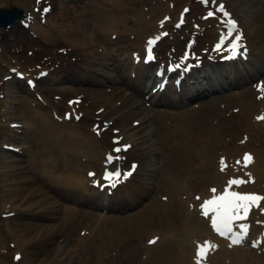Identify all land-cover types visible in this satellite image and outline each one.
Returning a JSON list of instances; mask_svg holds the SVG:
<instances>
[{
  "label": "rangeland",
  "instance_id": "1",
  "mask_svg": "<svg viewBox=\"0 0 264 264\" xmlns=\"http://www.w3.org/2000/svg\"><path fill=\"white\" fill-rule=\"evenodd\" d=\"M144 1L146 0H115L116 5H120V7L114 11L108 9L113 0H0L2 7L15 5L25 11L24 17L14 22L8 29L0 27V46L4 54L3 57H0V109L7 108L6 111L9 110L7 113L3 111L0 118L8 115L5 122L9 123V120L21 119L19 115L24 113L23 120L28 121L25 127L30 126L25 130L26 133L23 132L25 129L23 125L17 127L18 132L15 134L7 130V128L9 129L8 124L0 129L1 142L23 145L21 150L14 152L2 148L0 143V149L3 150L0 151V189L4 188L5 183H19L24 186L23 190H25H21V194L36 192L44 196L47 195L49 201L57 208L55 213L37 210V212L22 213L17 216L21 222H25L19 224L18 227L21 235L25 236V247L35 246L39 240H50L46 247L40 249L33 247L27 253L30 257L31 251L36 250L34 258L40 264H179L178 245L183 244L189 247L186 232L180 228L177 230L165 228L167 218L159 216L153 210L155 200L167 203L168 199L174 197L175 192L173 186L169 184L173 183L169 172L170 165L167 166L170 159H164L162 154L164 139L168 138L174 141V137L170 131H163L164 127L172 128L183 119L189 120L184 122L183 128H194L196 120L208 121V125L220 124L222 119L227 117V120H232L233 127L236 129L228 130L229 127H223L224 131H228L224 137L231 139L228 143L230 146L237 144L239 149L234 150L231 154L230 151H228L229 154L218 151L217 155L215 154L216 158L214 155L213 162L220 164L225 161L222 164H226L228 159V162L235 161L237 163L243 160L242 162L247 164L251 159L247 161L243 151L254 152L255 148H258L260 153L264 151V144L259 142L258 138L253 137L250 146L245 141L250 132L256 133L258 130L264 129L262 126L264 124V109L257 106L253 110L252 116H248L249 122L259 125L248 128L241 125L242 121L237 116L238 114L244 117L243 109L238 112L239 104H250L247 101L244 102L246 96L249 95V99L256 101L264 99V87H255L251 83L259 75L264 78V56L260 59L255 54L256 47H260L259 40L261 39L264 43V0H223L226 2L225 6L231 9L244 27L251 49L247 61L232 60L227 62L217 58L212 60L205 54L201 67L194 70L193 75L201 79V85L206 86L207 84L206 93L187 97L183 91L166 90L161 95L153 96L152 102L144 98V91L154 86L157 79L154 76L147 79V74L144 77L139 69L153 72L157 63L145 66L138 64L137 68V64L132 65L135 58L130 55V51L133 53L138 51V44H141L145 35L158 33V30L154 26L151 30L141 33L139 29L141 27L138 25H141L140 23H143L145 18L141 20L140 18L150 16L156 22H160L164 13L173 16L167 26L169 34L163 36L157 46V51L160 49L158 53L161 57L168 56V52L173 48L174 52L179 55L187 38L184 36L185 31L194 30L196 25H200L197 34V44H199L197 48L202 51L206 42H211V39L204 35V26L209 25L208 21L214 23V18H216L204 17L207 6L210 5L214 8L218 0H153L152 4L148 6L143 5ZM160 1L163 8H156ZM174 9L175 13L172 14ZM181 9L183 10L179 13ZM105 11L114 13L116 16L111 17ZM166 11H170V13H166ZM84 12H90V14L83 15ZM58 13H60V19L55 20L52 16ZM78 18L89 24L90 38L93 37V29L99 27V36L111 39L109 41L113 44L110 45V49L108 50V46L104 42L100 43L97 48L95 47L92 52L94 46L88 43L86 49L93 58L85 50L77 51L76 54L70 53L67 50L70 47L66 40L68 38L56 33L52 29V25L58 23L66 27L67 24L66 28H70L69 21L73 22ZM121 18L132 24L133 30L137 29L139 37L136 41L132 38L133 33L126 34L120 30V26L113 29L107 27L111 23H121ZM162 19L164 20V16ZM180 20H184V24L177 26L176 23ZM257 24L261 30V38L258 37L256 31ZM37 26L42 29L40 33L44 34L43 39H41V35L40 38L36 37L35 30L37 29L35 28ZM51 39L54 40L51 41ZM15 49H23L26 52L22 58H18L20 62L24 60L22 65L23 72L26 74L23 76L16 75L14 72L15 62L13 60H15V56L10 53L17 51ZM125 58L129 62L119 66L118 62ZM116 59L118 60L116 61ZM162 59L159 60L161 63ZM38 65H41V69H49L50 76L40 81L37 89L29 90L26 77L28 75L35 76L39 72L37 69H40ZM33 67H36L38 72L35 70L30 73L29 71ZM254 67L259 72L254 73ZM133 69H136L137 72ZM205 69H208V79H204L203 75H200ZM252 72L254 74L251 76ZM187 79L194 78H191L190 75ZM57 83L60 85L56 86ZM195 84L187 83L186 85L189 88ZM110 86L112 91L102 92V89ZM215 87H218L220 91H215ZM115 88L116 91H113ZM117 92L118 94L115 96ZM36 93H39V96L44 95L45 100L41 102ZM102 93H107L105 96H108L110 102L102 104L106 101ZM168 93L171 94L173 104L165 102L168 99ZM74 95L81 96L83 112L81 119H75V121H80L79 124L86 127L91 134H99L98 137L101 141L108 143V149L112 145V136L115 134H120V142L131 140L130 142L134 145L131 151L124 152L122 158L125 168L128 167L131 160L138 161V168L132 173L130 180L119 183L116 189H112L113 191H108L107 188L101 190L103 192L100 191L102 194L108 195V199L112 200L111 203L103 202L100 197L91 198V196H87V199H91L88 204L76 200L72 195L67 199H62L59 194L60 192L66 194L64 185L47 184L68 181V178L63 181L64 176L71 174L74 170H76L75 177H78L81 171L83 175L88 174L93 178L100 179V164L93 165V163L85 162V154L82 160L78 157L76 161L66 159L64 163L56 155L50 156V169L38 176L41 168L48 165V162L44 161L48 157L47 154L42 159L43 155L39 154V150L46 151L52 146L49 143V138H45L46 125L41 122L40 118L55 121L56 119L54 120L53 117L55 114L52 113L55 111L59 120L63 122L62 115L59 113L71 105L68 103V98ZM93 95L97 96V99ZM55 96H59V98ZM125 96H133L136 101V106L130 109L133 112L131 117L113 121L120 114H101L104 108H113L114 105H117V101L120 99L118 97ZM209 106L211 107L209 108ZM258 112L262 113L261 118L254 114ZM247 115L246 112L245 117ZM255 117L259 120L254 121ZM132 118L139 120L137 131L143 135L141 138L138 136L137 139L129 138L128 135L122 133V131L128 132L130 125L135 126L131 124L135 123L130 121ZM67 120V127H63L65 130L81 129V127H73L75 123ZM103 126H105L104 129ZM114 128H119V130L124 128V130L115 132ZM96 130L99 132H95ZM78 162L83 165L76 166L75 163ZM226 175L225 183H235V181L239 183L238 175L232 172V168L227 170ZM182 182L187 183L184 179ZM212 183H215L212 179L200 183L195 182L204 188L209 184V186H215ZM140 186L141 188H139ZM189 189L192 193L200 191L199 186H192ZM67 211L75 212L74 214L78 216L77 224L64 217ZM14 212L16 213V210ZM3 219L0 217V245L4 247L1 255H3L4 264H8L11 256L10 251L13 250L9 244L7 246V241L11 239V236L8 235V227L12 226L14 222ZM86 219H92L94 225L97 223L93 230L88 229L89 225L84 222ZM32 223L38 226V231H42V227L49 226V224L54 227L55 231L48 238L35 239L33 238ZM60 223H62V229L57 231V226ZM173 236L171 244L163 245ZM101 239H105L101 241L102 245L96 246L95 244ZM246 240L250 244L251 239L246 238ZM87 247L94 250L93 263L88 262L86 258L85 249ZM7 248H9L8 251H6ZM255 252H259L264 258L262 251ZM186 254L189 256L187 252ZM192 254L195 256L197 251L194 250ZM0 264H3L1 258Z\"/></svg>",
  "mask_w": 264,
  "mask_h": 264
},
{
  "label": "bare ground",
  "instance_id": "2",
  "mask_svg": "<svg viewBox=\"0 0 264 264\" xmlns=\"http://www.w3.org/2000/svg\"><path fill=\"white\" fill-rule=\"evenodd\" d=\"M152 2L153 0H146L144 1L143 5L144 6L151 5ZM118 7H120V5H116L115 0H113V3L110 5V7H108V9L117 11L119 9ZM156 8H163L161 1L158 3ZM172 11H173L172 14H174L175 9ZM49 12L52 15V11L50 10ZM166 13H170V11L169 12L166 11ZM84 14L89 15L90 12H84L83 15ZM106 14L111 17L116 16V14L114 13H106ZM168 15L169 14L164 13L161 16V17L164 16V20L162 21V23L156 22L150 16L141 17L140 20L145 18L144 22L140 23L141 25H138L141 27L139 28L141 30V33L142 32L145 33L147 30H151L152 27L154 26L155 29L167 28V26L169 25L167 19L170 17L173 18L172 15L170 16ZM52 17H54L55 20H59L60 13H58L57 15H53ZM149 19L150 22H148ZM121 20H122L121 23H117V24L111 23L107 27L113 29L116 26H120L121 27L120 30L124 31L126 34L131 35L133 33L132 38H134V40L136 41L139 37V34L137 33V29L135 28L133 30L134 26L132 24H129L124 18H121ZM208 23L209 25L204 26L205 29L204 35L205 37L211 39L212 42L214 41L213 43H215L220 36L219 34L220 25L213 22L211 23V21H208ZM68 25H70V28L73 29L66 28L67 24L66 27L65 26L63 27L58 23H54L52 25V29H54L56 33L62 35L63 37L68 38L66 40L69 42L70 47H68L67 50L72 54H76L77 51L83 52V50L89 53L88 50L86 49V45L88 43L91 44V46H94L93 48L89 47L92 48V52L95 49V47L96 48L98 47L100 43L106 42L105 45L108 46V50L110 49V45L113 44L112 42L110 43L109 41L111 40L110 38L99 36V29H98L99 27H95L93 29V37L90 38L88 33L89 24L79 20V18L78 20H74L73 22L69 21ZM35 29H37L35 30L37 32L36 37L40 38L41 35V39H43L44 34L40 33L42 29L39 26H37ZM77 30H79V32H77ZM256 31L258 37L261 38L260 36L261 30L258 24L256 25ZM151 34L152 33L145 35V37L141 40V44H138L137 47L138 50L141 51V49H143V47L147 43L145 39H147V37ZM53 40L54 39H51V41ZM259 43H260V47L259 46L256 47L255 54L257 57L261 59L264 56V43L262 42L261 39L259 40ZM5 50L7 49L5 48ZM15 50L17 51H13L10 53L11 55L15 56L14 58L15 60H13L10 57L9 59H12L15 62L14 64L18 68V70H21L23 72L24 67L22 63H24V60L20 62L18 58H22L24 54H26V52L23 51V49H19V50L15 49ZM131 53L132 51H130V55ZM0 55L2 57L4 55L2 47H0ZM30 59L32 60L33 58ZM117 60L118 59H116V61ZM128 62L129 61H127V59L125 58L120 60V62L118 63L119 66L120 65L123 66ZM35 70H36L35 67L31 69V71H35ZM207 70L208 69H206L205 72H207ZM139 72L142 75L147 74L146 76H150L149 75L150 72L148 71L139 69ZM48 77H49V73L45 77L40 78L39 82L47 79ZM57 85L60 84L57 83L56 86ZM86 90L88 91V88H86ZM204 90L205 89L202 87L195 88L193 90L194 91L193 95L202 93L204 92ZM110 91H112L111 86L106 89H102V92H110ZM113 91H116V88ZM105 94L107 93H102L104 99L106 100L102 104L110 102L108 96H105ZM116 94H118V92L115 93V96ZM93 96L95 97V99H97V96L95 95ZM248 97L249 95L246 96V100H244V102L247 101L250 104H242V105L239 104V110H238L239 112L240 110L243 109L244 117L246 115V112L248 113V115L244 118L243 116L237 114V116L242 121L241 125H244L245 127L247 126L246 128L251 127L253 125H259L258 123L255 122H249L248 116L250 117L252 116L253 110H255L257 106H261L264 109V99L260 101H256V100H251ZM118 98L120 99L117 102L123 104L121 107H118L116 105L114 108H110V107H108L107 109L104 108L101 114L103 115L105 113L111 114L116 111V113L120 112V114H122L121 117L119 116V118L121 119H123L124 117L131 116L133 112L130 109L136 106V101L133 99V96H125L123 98L121 97ZM165 102L167 104H173V101L170 98L166 99ZM77 106L79 108H82L80 103L75 104V106L73 105L67 107V112L73 115L78 114L79 112H77L76 110ZM210 107L211 106H209V108ZM6 109L7 108L5 109L1 108L0 115L3 113V111H5L6 113L9 111V110L6 111ZM259 113L261 112L254 114L258 115ZM7 117L8 115L2 116L0 118V129H2L4 125L8 124L9 129L7 128V130L12 134L16 133L18 129L10 128L9 123H11L12 121H19L20 124L24 123L23 124L25 128L23 129L24 133H26L25 131L26 129L30 128V126H28L27 128L25 127V124L28 123V121L27 120L25 121V119L23 120V117H25L24 113H21L19 115L21 119L18 118L17 120H9V123L5 122ZM115 119H117V117ZM40 120L44 125H46L45 138L46 139L49 138V143L52 146L48 148L46 151L39 150V154L43 155L42 159H44L46 157L45 154H47L48 157L44 159V161L46 163L48 162V165L41 168L38 176L44 174L46 171L50 169V164H51L50 156L53 157L54 155H56L62 163H64L66 159L76 161L78 157H80V160H82L84 158V154L87 157L86 161H88V163H96L97 159H101L102 161L103 158L102 156H104V154L107 152V147H108V146L106 147L107 142H103L101 141L100 137H98L95 134H91L88 131V129L83 125H80L78 122H76L73 127L77 126V127H81V129L71 128L65 130L63 128V127H67V122H64L66 121L65 119H63V122H60L58 118L57 120L59 121V123L55 119H54L55 121L48 119L44 120L42 118H40ZM71 120H75V119L71 117ZM258 120L259 119H257L256 117L254 118V121H258ZM185 121H189V120L183 119L180 122L176 123L174 127L172 128L164 127L163 129V131H170L172 136L174 137V141H171L168 138H166V140L164 139L163 151H162L164 159L167 158L170 159L167 166L170 165L169 172L171 174L173 183H169V184L173 186V190L175 191L174 197L171 198L170 200L168 199L167 203H161L158 202L157 200L153 202L154 212L161 217L167 218L165 223V228L171 230H177L178 228H180L186 232V237L188 239V242L191 239H193L188 245L189 247H186L183 244L178 245L177 255L179 259V264H200L202 262V259L204 261L208 260L210 264H264V258L262 257V255L258 253H254L252 251V248H247V246L241 247L239 246V244L238 245L232 244L231 241L226 238V236L218 235L213 231L211 232V230H209V226L206 223H208L207 222L208 219H210L212 214L214 213L213 210L216 209L218 206H213V208L211 210H208L207 212L203 210L200 211V208L198 209V207H200V201L202 199L208 196L211 198L213 196L212 194L218 191L219 190L218 188L221 189L223 185H225L224 188L225 187L234 188L232 189V195L234 197V200L231 201L230 204H227V213L229 214L240 213L241 211L240 208L244 206H250L247 217L242 220L245 226L248 228V233L245 236L247 238L251 236L249 238L254 241L258 240V237L260 236L262 238V244L264 246V151L260 153L259 149L255 148L254 152L256 153L253 152L254 156L248 165H245L242 162L235 163V161H231V162H227L226 167H224L222 166V164H219V162H213V159L215 160L218 151L226 154L229 153L231 154L234 150L239 149V145L237 144L230 146L228 143L231 141V139L229 138L227 139L226 137H224V135L227 134L228 131H224L223 127H229L228 130L236 129V127H233L232 120L231 119L227 120V117H224L220 122V124H209V125L207 124L208 121L196 120L197 122L194 125V128H190V127L183 128ZM158 123L160 124V120L158 121ZM178 124H180L182 127L179 126ZM134 125H135L134 127L132 125L128 127V132L122 131V133L128 135L129 138L133 137L137 139V136L138 138H141L143 135H141V133L137 131V129L139 128L138 127L139 124H134ZM262 126H264V124ZM253 137L258 138L259 142L264 144V129L258 130L256 133H251V132L249 133V136H247L245 140L248 146L251 145ZM2 144L3 143H1V145ZM0 151L1 152L3 151L2 148L0 149ZM228 151L230 152L228 153ZM7 162L9 163L8 160ZM75 165L80 166L83 164L81 162H78L77 164L75 163ZM229 168H232V172L234 174L236 175L240 174L239 177H241L240 178L241 180L239 181V188H235L231 183H225V177L227 176L226 174ZM75 171L76 170H74L71 174H66L64 176L63 181L68 178V181H64V183H47V184H50L52 186H57L58 184L64 185L66 194L69 195L74 194L75 196H79V198L82 199L83 202H88L87 197L84 196H90V192H92V194L96 196H103V194L100 191H98L97 189L95 190L94 188L87 185L88 182H90V179L85 174L83 175L81 171L79 172V176L75 177L74 175ZM193 174H195V176H192ZM250 175H252V178H249ZM183 179L187 183L182 182ZM211 179L214 180L215 182L212 184H216L217 186L216 191L213 190L214 186L211 187L209 186L211 183L208 186H205V188L198 184H195V182L200 183ZM203 184L205 185L206 183ZM3 186L4 188L0 189V217L4 218L3 220L14 222L12 226L10 225L8 227V235L11 236V239L10 241L9 240L7 241V246L9 244V247L13 249L10 251L11 256L8 264H40L39 262H36L34 258V256L36 255V250L31 251L30 257L27 255V253L33 247H39V249L41 247H46L48 243H50V240H48L49 242L46 240L45 241L39 240L35 244V246L25 247V241H24L25 236L21 235V231L18 228L19 224L25 222H21V220L18 219L17 216L18 214H22V213L37 212V210H45L48 212L55 213L57 212V208L55 207L54 204H52L49 201L47 195L44 196L43 194H38L36 192H25L21 194L20 192H22L21 190H23L24 186H21V184L19 183H14V184L5 183ZM192 186L200 187L199 199H196L193 196V194L190 195L191 190L189 188ZM139 188H141V186ZM206 190H208V192H206ZM245 190H249V191H245ZM242 193H244L245 195ZM249 193L253 195V198L251 196H247ZM257 195L259 197H257ZM104 197L106 196L104 195L103 198ZM208 202H210V199ZM202 203H204V201ZM7 207H9L10 209H8ZM15 210L16 213L15 212L13 213V211ZM237 210L239 211L234 213ZM74 213H75L74 211H67L64 217L67 220H70L73 223L77 224L78 216H76V214ZM84 222L90 226L89 230H93L94 226L97 224L96 223L94 225V221L92 219H86ZM231 223L233 225L237 224L235 222H231ZM33 224L34 223L31 224V227ZM32 228H33L32 229L33 238L35 239L39 237L48 238L55 231L54 227L51 226V224H49V226L42 227V231H38V226L36 225H33ZM61 229H62V223L58 224L57 231H61ZM196 236L198 237L195 239ZM173 238L174 236L171 239H168V241L163 245L171 244ZM102 240L105 239H101L95 245L96 246L102 245L101 243ZM206 242L209 244V247L211 248L208 251L207 249L203 248V250L198 254V256L197 255L193 256L192 252L197 248V246H200L201 243L205 245ZM191 243H193L192 247L190 246ZM256 245L258 247H262L258 242L256 243ZM2 249H4V247L0 245V255L2 254L3 251ZM8 250L9 248H7L6 251ZM185 251L189 254V256L186 254ZM190 251L191 253H189ZM85 253L88 262L93 263L94 250L87 247L85 249ZM2 256L3 255L0 256L1 263L4 264ZM199 259L200 262L198 261ZM192 260H194V262Z\"/></svg>",
  "mask_w": 264,
  "mask_h": 264
},
{
  "label": "water",
  "instance_id": "3",
  "mask_svg": "<svg viewBox=\"0 0 264 264\" xmlns=\"http://www.w3.org/2000/svg\"><path fill=\"white\" fill-rule=\"evenodd\" d=\"M23 14V10L16 6L0 7V26L7 27L17 18L22 17Z\"/></svg>",
  "mask_w": 264,
  "mask_h": 264
}]
</instances>
